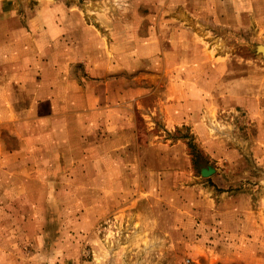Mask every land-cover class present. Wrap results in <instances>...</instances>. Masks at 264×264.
Returning a JSON list of instances; mask_svg holds the SVG:
<instances>
[{
  "label": "rangeland",
  "instance_id": "rangeland-1",
  "mask_svg": "<svg viewBox=\"0 0 264 264\" xmlns=\"http://www.w3.org/2000/svg\"><path fill=\"white\" fill-rule=\"evenodd\" d=\"M262 45L264 0H0V69L130 91L82 142L2 160L0 264H264Z\"/></svg>",
  "mask_w": 264,
  "mask_h": 264
},
{
  "label": "crops",
  "instance_id": "crops-1",
  "mask_svg": "<svg viewBox=\"0 0 264 264\" xmlns=\"http://www.w3.org/2000/svg\"><path fill=\"white\" fill-rule=\"evenodd\" d=\"M26 48L19 47L18 53L33 54L36 49L32 46L27 50ZM42 50V54L48 55ZM50 52L56 53L57 60L60 59L59 52ZM74 60L79 61L80 57ZM17 64L16 67L0 69V102L5 103L3 110L0 109V135L8 133L18 141L17 148H9L0 140V167L2 160L9 157L15 158L9 161L13 167L27 170L33 150L58 151L70 148L72 143L82 142V135L91 134L99 120L106 123L107 117H112V112L118 113V102H114L116 97L121 100V116H125L122 114L126 111L123 110L126 108L125 102L130 101V91L127 88H116L113 91L108 88L109 81L102 80L105 81L101 82L105 89L93 91L90 86L94 84V80L70 77V64L63 61H41L35 64L22 61ZM105 105L107 106L103 107ZM127 133L126 131V136L123 133L124 136L121 135V149L130 148L131 141ZM64 137L65 140L62 141L66 146H61L60 140ZM120 164L124 167L137 165L139 162L138 159L127 158L122 159ZM17 177L19 178L15 180L22 185L28 182L24 176Z\"/></svg>",
  "mask_w": 264,
  "mask_h": 264
},
{
  "label": "water",
  "instance_id": "water-1",
  "mask_svg": "<svg viewBox=\"0 0 264 264\" xmlns=\"http://www.w3.org/2000/svg\"><path fill=\"white\" fill-rule=\"evenodd\" d=\"M201 172H202V176L208 177V176L212 175L215 172V168L212 167V166H207V167L202 168Z\"/></svg>",
  "mask_w": 264,
  "mask_h": 264
},
{
  "label": "bare ground",
  "instance_id": "bare-ground-1",
  "mask_svg": "<svg viewBox=\"0 0 264 264\" xmlns=\"http://www.w3.org/2000/svg\"><path fill=\"white\" fill-rule=\"evenodd\" d=\"M259 48H260V50H262L263 53H264V45L260 46Z\"/></svg>",
  "mask_w": 264,
  "mask_h": 264
}]
</instances>
